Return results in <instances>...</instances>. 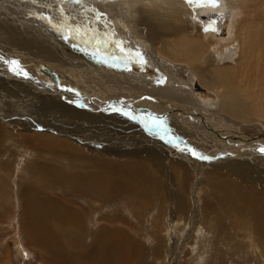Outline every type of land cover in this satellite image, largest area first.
Listing matches in <instances>:
<instances>
[{"label":"rangeland","instance_id":"obj_1","mask_svg":"<svg viewBox=\"0 0 264 264\" xmlns=\"http://www.w3.org/2000/svg\"><path fill=\"white\" fill-rule=\"evenodd\" d=\"M128 2L129 0H125L120 3L126 5ZM131 2L137 3L139 0H132ZM108 3L110 2L101 0H0V55L9 57L12 53L14 56L20 51L21 54L28 56L29 59L32 60L38 59L44 62L46 60L52 61L53 66L47 68L52 69L57 75V77L53 76L55 80L51 76L45 77L44 75L40 78L41 80L44 79L42 83L45 84V86L53 88L51 90L45 89V91L35 88L38 86L34 83L36 82L39 84L38 80L35 78L31 79L32 83L30 82L29 84L24 81H18V78L22 80L24 76H20L14 69H10L13 75L10 71L1 69L0 72L2 73H0V80L4 81L7 79L8 77H6V75L12 78H16L15 76H17V79L13 80L19 84H23L21 89H26L25 91L28 92V94L30 92L31 96L34 95V91H43L46 92V94H50L53 91V93L61 95L63 93L58 90L60 87L73 88L74 90H70L73 92L78 90L79 92H75L78 96L75 95V98L72 96L73 98L70 97V100H63V97L59 98L74 110L81 106L85 107L87 110L89 107H86V105L89 104L88 106H90V108L88 112H96L95 114L99 115L97 117H107V114H102V116L98 114L102 111H109V109H106L108 106L101 107L103 106L101 104L104 102H107V104L115 103L114 105H120L121 103L128 102L131 98L135 97L137 93V97H142L141 94L145 95V102L152 103V101H154L156 103L158 99H160L163 102L158 103H161L169 110L177 107L176 103L178 102H175L176 100L173 96L160 97L157 95V93H162L164 89L174 92L177 97H180V94L186 95L185 92L187 91L194 99L198 98V100L212 104L218 103L216 93L219 92V88L213 91L197 84L194 88H191L189 85L175 83L171 79L165 82L164 77H161L162 80L156 75L154 77L157 81H155V79L151 77L142 78L141 73H137V71L133 69L128 73V76L126 72L123 73L126 67L119 66L122 64V60H117L119 56L116 55V52L122 51L121 49L126 45H128L126 46L128 48L127 50L130 49L135 51L138 44L141 46L144 43L142 39H139V41L141 40L140 43L136 37L130 35V29L127 28V24L120 19L122 17L119 9L117 7H108L106 5ZM220 5L221 0H217L214 6L207 7L206 10L208 12L206 11L204 14H198L197 18V21L202 23L203 30L207 34L212 35L213 38L211 39L224 43L223 46L213 45L217 51L228 47L230 44L233 45L234 42L237 43L238 46V43L241 41L244 46V42L249 41L251 37H259L262 35V31L259 29V27L262 26L260 23H258L259 25L257 24L258 26H255L254 22L253 27L259 30L256 31L253 29L252 31V28H250L251 23L247 22L245 26L247 29L242 30L238 38L233 39V36L230 38L229 32L231 28L234 29V21L230 13L220 10ZM253 16L256 19L262 20L264 19V11L261 9L256 10ZM236 19L238 20V18ZM187 20L190 22L189 18H187ZM183 21L186 22L185 20ZM7 27L9 29H7ZM260 28L264 30V27ZM236 32L238 33V29ZM229 38L230 40H228ZM146 45L147 44H145V48L143 46H141L142 48L138 47L139 50L144 49V52L141 51L136 53L140 56L142 54L147 56L148 54V57L152 58L153 56L165 62L170 60L168 57L158 54L155 48L150 50ZM159 46L160 44H156V47ZM204 46L205 49L201 51V55L198 54L199 62L203 61L202 58L206 57V54H212L209 53L211 52L209 49L210 47H207L205 44ZM11 50L13 51L11 52ZM132 54H129V56L136 62H139L137 58L135 59V54ZM234 54L238 55L237 52ZM257 55L258 57L253 56L255 58V64L248 65L250 66L248 68L250 70L245 73H237L235 71L234 77L238 84L239 82H245V79L248 78L246 76L250 74L251 80L254 81L252 83H247L248 89L256 93L259 98H264V54L258 52ZM172 57L173 59L185 61L170 62H173L177 68L182 65L181 68H183V70H188L191 67V65L188 66L187 60L197 59V57L191 55V52L188 51H182V53L181 51H177L176 53L172 52ZM8 59L9 58L5 60L8 61ZM4 63L5 62L0 63V66H3ZM100 65L102 69L98 67ZM29 66L31 67L30 64ZM134 69L136 70L138 68L134 67ZM256 70H258V72ZM38 71H40V69H38ZM80 71L85 73H81ZM89 71H93L91 73L98 76V79H96L95 75H93L94 77L92 76L97 82L94 83L93 78H84L90 77L86 75ZM110 71L112 74L111 76H109ZM71 72H78L83 75V78H77V75H72ZM241 74L244 75L242 76ZM150 76H153L152 72ZM255 76L256 78H253ZM98 81H102L101 83L104 89L105 87L108 89L110 88L114 93L118 94L119 91H115L112 88L121 90L120 95L130 91L131 95L135 91V95L129 97L130 99L127 100L110 99L109 96H104L102 100H95L92 93H94L93 90L95 89L94 85L96 83L100 86ZM88 82L92 84L91 88L94 86L91 91H88L89 88L86 87L87 84L90 86ZM42 83L40 85H42ZM147 86L155 87V90H150ZM18 88V85L16 87H8L7 91H9V96L13 97L16 95L20 97L22 94H20V91L18 92ZM54 89H57V92ZM84 90L87 91L85 94L89 96L88 98L83 97L82 91ZM12 91L14 93H12ZM142 91L145 93H142ZM53 95L58 97L56 94ZM123 97L126 98L125 95ZM149 99L150 101H148ZM11 101L12 102L6 101L1 105L9 113L10 117L4 118V116H0V129L10 132L7 136H0V264H116L114 260L117 261V264H264V232H260L258 238L254 234L255 237L253 236L252 239L254 245L247 247L246 245L249 240L244 236L241 237L240 235L243 232L239 230L236 231V228L230 229V227L227 226V230L225 229L226 232H223L228 237L223 235L226 237L224 238L222 236V231L216 230L215 223L213 225L211 223L210 226H208L205 217L207 213L203 214L205 211L204 199L209 201L211 205H208L213 207L215 205L213 200L216 201L217 197H215V195L214 197L216 199L210 197V195H213L209 193L210 190L208 189L210 188L207 187V184L208 182L214 184L221 183L222 179L219 176H207V171L211 167L213 168L217 165L221 166L233 160V157L229 153L230 150L226 152L224 150L220 153L204 157L207 151L214 149V147L212 148L213 145H201L191 141L192 139L189 136L188 128L185 131L183 127L181 128L178 126L181 123L177 122V120L182 118V116H178V118L172 115L175 111L171 113V119L175 121L174 123L164 119L162 120V124L159 125L157 124L158 121L149 123L147 119L144 127L142 125L143 123L139 122V124H136H138V127L139 125L141 126L134 129H132V125L122 120L117 115L111 116L112 118L108 122L107 119H103V121L100 118H96L95 115L93 116V114L86 115L82 112L87 118L90 117V120H99V123L96 124L95 127H90V125H87L89 124L88 122L79 120L77 124L72 125L67 123V129L61 127L57 115H47L48 118L50 117L49 120L52 121L53 125L46 126L47 128L44 127L46 130H43L42 133L48 135L51 139L44 141L42 138L37 137L35 138L36 140H33L31 143L44 142L42 144H44L45 148L52 149V146H60L61 141H63L65 144L68 143L73 145L79 151L82 150L87 155L89 153V155L94 156L87 159L92 158L97 160L96 163L93 162L95 164H98L99 159L114 162L128 161L139 163L150 171V174H147L148 171H146L144 173L145 176L140 178L144 181H151L153 184V181L156 182V186L154 185L153 189L152 183L150 185L149 183H142V180L138 176H135L134 172L130 171L125 173V175H130L131 180H134L139 186L138 188L132 184L133 191H139V195H133L132 193L127 194L123 188L117 190L118 192L111 191V193L114 194H112L110 198H107V196L103 194H101L102 197L100 195L95 197L92 191L87 188L76 190L74 187V189H69L62 184L48 186L45 179H39L34 175V171L36 170L34 168L35 165H44L43 163H45L46 165L61 169L62 172L70 176H78L72 180L82 181L79 175L82 176V178H87L89 175H94L95 177L102 176L97 174V170L94 168L86 166L85 163L80 160L83 157L75 159L59 152L54 153L49 150L31 149L33 145L27 149L25 147L26 143L18 137L17 134L25 133L30 135L32 134L31 131H39L35 128V123H33L38 117L34 116L32 112L40 110L39 113H45L46 107H58V105L53 104L52 101L47 99L43 100L44 103H42L40 107L38 104H30L27 108L25 107L26 109H20L21 106H26L24 101L21 104L15 99ZM113 104L111 108H114ZM132 104L136 107L135 110H137L139 115H142L140 112L143 110L138 109L140 105ZM11 105H14V107ZM178 105L182 104L179 102ZM123 106L124 107L121 108H126L125 105ZM61 107L62 109L70 108L66 106ZM188 107L189 105L187 108ZM191 108L194 107L192 106ZM185 110L186 109L182 111ZM190 110L192 111V109ZM77 111L80 110L78 109ZM150 112L151 111L144 113L143 117H148ZM199 113L201 114V111H199ZM0 114H4V112L0 110ZM211 114H213V112H211ZM15 115L17 117L16 120L13 118ZM156 117L158 116H152V118ZM1 118H3V120ZM152 118L150 120H153ZM8 120L10 121L8 122ZM23 121L27 122L28 126L32 125V130L30 128L21 129L20 124ZM7 122L9 124H6ZM13 123L17 125H13ZM171 127L175 130H171ZM114 128L120 133L126 131V137H123L125 136L123 134L114 136L113 134L116 133L112 130ZM253 128L259 130L261 135L252 136L250 133H247L251 135V138H264V125L262 123L255 124ZM103 130H106L105 133ZM127 131H133V134H130L133 136L128 138ZM109 132L112 133L113 136ZM33 133L36 134V132ZM86 133L90 135L94 134V139L90 141L91 143H84L83 139L80 137L83 135L88 139ZM161 133L166 134L162 136L160 135ZM106 134L107 136H105ZM66 136H71L72 138ZM175 139H177V141ZM78 140L83 143H79ZM196 141H198L197 138ZM182 142L183 146L184 144L185 146H192L196 149V152L202 151V153H198L199 155L195 156V154H193L194 151H187L183 147L180 148ZM245 154L246 153H239L238 155L234 154V156L236 157L235 159H242L246 161L247 164L239 161L232 162L239 163L240 167L244 171H249V173L255 170L256 174H260V177L264 178V161L258 163L250 162L248 157L242 158V155ZM67 164L69 166H67ZM4 166L6 169L3 168ZM213 179H218L220 181H210ZM157 182L159 184L158 187ZM28 186L37 191L39 190V192L48 197L52 196L50 198L55 197L54 199L58 200L63 206L75 210L81 217L83 222L81 227L73 228L74 230H72V227L70 229L66 228L67 230H65V232H60L62 237L61 242H54L59 246L61 244L65 253L69 254V259L59 257L57 254L55 255L56 258L49 257V259H47L44 257V250L39 249L40 244H44L39 242L40 239L34 233L39 230V227L36 226L33 230L26 227L23 204L24 193H26ZM36 186H38V189H36ZM231 205H243V203L241 199H237L235 203ZM227 208L226 206H222L221 208L218 207V211L215 210L216 215L220 218L219 214L221 210L224 212V215L227 214L226 212L230 210V208ZM208 217L213 220L214 215L210 214L209 211ZM244 221L248 222L247 220ZM221 222L224 226V222ZM250 223L253 226V228L250 227L252 230L259 228L256 227L257 223L255 219ZM234 234L238 235L237 239L234 238ZM112 236H117L119 241H110ZM47 249L52 250L51 247H47Z\"/></svg>","mask_w":264,"mask_h":264},{"label":"bare ground","instance_id":"obj_2","mask_svg":"<svg viewBox=\"0 0 264 264\" xmlns=\"http://www.w3.org/2000/svg\"><path fill=\"white\" fill-rule=\"evenodd\" d=\"M101 1L110 2L106 4L108 7H117L119 9L121 17H122L120 19L127 24V28L130 29V35L136 37L138 39V42L140 43H141V40L139 41V39H142V42L144 44L141 46L145 48V44H147L146 46L150 50L155 48L158 54L162 56H166L170 59L165 62L164 60L153 57L152 54H151L152 58L148 57V54L147 56L144 54L140 56L138 53L141 51L143 52L145 51L144 49L142 50L138 49V47H141L140 44L137 45V48L135 49V51L130 50V49L127 50L128 48L126 46L128 45H126L123 49H121L122 51L116 52V55L119 56L117 60H120V61L122 60V64L119 66L126 67V70L124 69H123L124 71L122 70L123 73L126 72L128 76V73H130L131 69H133L134 71H137V73H141L142 78L151 77L155 79V81H157L156 78L154 77L156 75L160 79H162L161 77H164L165 82H167L168 79H171L175 83H178L180 85H189L191 88L192 87L194 88L196 84L203 86L205 88H208L210 90H213V91H216L219 88V92L218 93L215 92L216 96L218 97V103L212 104L209 102H203L201 100H198V98L194 99L191 95H189L187 91L185 92L186 95L180 94V97H177V95L174 92H171L168 89H164L162 93H157V95H159L160 97L173 96L174 99L176 100L175 102H178V103L180 102L182 104V105H178V103H176L177 107L169 110L167 107L163 106L161 103H158V102H163L162 100L158 98H157L158 101L156 103L154 101H152V103H148V102H145L144 94H141L142 97H137L138 96V93H137L136 96L133 97L135 95L134 94L135 91L133 92L132 95L130 94L131 92L130 91L128 93L120 95L121 90H117V88L116 89L112 88L115 91H119L118 94L114 93L110 90V88L108 89L105 87L104 89L101 83L102 81L101 82L98 81L100 83L99 84L100 86H98L96 83L94 85L95 86V89L93 90L94 93H92V96L95 98V100H102L104 96H109L110 99L127 100V99H130L129 97H133V98H131L128 102L124 101L125 103H121L120 105H117V104L114 105L115 103L114 104L112 103L114 106V108L112 107L113 109L111 108L112 104H107V102H104L103 104H101L103 105L101 107L108 106L106 109H109V111H102L101 113H98V114H100V116H102V114H107V117H97L99 115L95 114L96 112H93V113L88 112L89 111L88 109L90 108V106H88L89 104H87V102H86L87 104L86 107H89L87 108V110L83 106L75 108L76 110H74V109H71V106H68V104L66 105L64 101H62L59 98V97H63L64 98L63 100H66V99L70 100L69 98L72 96L75 98V95L78 96V94L77 93L75 94V92H77L78 90L73 92L72 90H70L73 88L69 89L66 87L59 86L60 88L58 90H60L63 93L61 95H58L57 93H53V91L50 94H46V92H43V91H41L42 93L34 91L35 92L33 93L34 95L31 96L30 92H29L30 94L29 95L28 92L25 91L26 89L25 90L21 89L23 87V84H19L14 81L17 79V76H15L16 78H12L6 75V77H8L7 79H5L4 81L0 80V110L4 112V114H0V116H4V118L10 117L9 113L1 105L5 103L6 101L12 102L11 101L12 99L17 100L20 104L24 101L26 106H21L20 109H26L27 106H29L30 104H34V105L38 104L40 107V105L44 103L43 100H47V99L52 101L53 104L58 105V107H53V106L46 107L45 113L44 112L39 113L40 110L37 112H32L34 116L38 117V119L33 123H35V128H37L39 131H31L32 134L30 135H27L25 133L17 134V136L20 137L26 143L25 147L28 149L33 145L31 149L49 150V151H53L54 153L59 152V153H63L69 156L70 158H75V159H77L78 157H83L80 160L83 163H85V165L88 166L89 168L91 167L97 170L96 173L102 176L95 177L94 175H89L87 176V178H82V176L79 175L82 181L72 180L78 176H72V175L70 176L62 172L61 169H57L53 166L46 165L45 163H43L44 165H40V164L35 165L34 168L36 170L34 171V175L39 179H45V181H47L48 183V186H51L53 184H58V185L62 184V185L67 186L69 189H74V187L76 190L87 188L92 191L95 197L99 195L101 196V194H103L104 196H107V198H110L112 194H114V193H111V191L118 192L117 190L123 189V188L127 194L132 193L133 195H139V191L137 192L133 191L132 184H134L138 188L139 186L136 184L134 180L133 181L131 180L130 175H125V173L132 171L135 173L133 174L135 176H138L139 178L142 176H145L144 173L146 171H148L147 174H150V171L142 164L128 162V161H123V162L122 161L120 162L105 161L101 159L98 160V164H95L97 160H94L92 158H91L92 160L87 159V158L94 157V156L89 155V153L87 155L81 149H80L81 151H79L73 145H70L68 143L65 144L63 141H61L60 146L58 145L52 146V149L45 148L44 144H42L44 142H40V143L39 142L31 143V142L33 140H36L35 138L37 137L42 138L44 141L47 139H51V137L42 133L43 130H46L44 127L53 125L52 121L49 120L50 117L48 118L47 115H57L59 117L58 119L59 123L61 127L64 129H67L66 127L67 123L73 125V124L79 123L78 122L79 120L88 122L89 124L87 125H90V127H93V126L95 127V125L99 123L98 122L99 120H90L91 118L89 117L90 118L89 119L86 116L88 114H93V116L95 115L96 118H100L102 120L107 119L108 122L112 118L111 116L117 115L119 116V118H121L122 120L132 125L133 126V127L131 126L132 129H134L138 127L139 122H142L143 123L142 125L144 127V125L147 122V119L149 120L148 121L149 123L158 121L157 124L159 125L162 124V120L164 119L174 123L175 121L171 119V113L175 111L173 112L172 115H174L175 117L182 116V118L177 120V122L181 124L183 123L184 126L183 124L182 125L180 124L178 126L181 128L183 127L185 131L188 128L189 130L188 133L190 134L189 136L192 139V140L190 139L191 141L196 142L197 144H201V145L202 144L213 145L212 148L214 147V149L207 151L204 157H207V155L211 156V155H214L215 153H220L224 150L225 152L227 150H230L229 153L232 155L233 160L227 163H224L221 166L217 165V166H214L213 168L211 167L207 171L208 173L207 176L209 177L219 176L222 179V182L217 183V184L208 182L207 187L210 188L208 189L210 190L209 193L213 195V196L210 195V197L212 198L215 195V197H217V200L216 201L213 200L215 207L214 206L211 207L210 206L211 204L209 203V201L204 199V210L205 211L203 212V214L207 213L205 217H206L208 226H210L211 223L212 225L215 223L216 230L222 231V236L225 235L223 231L226 232L227 226L230 227V229L236 228V231L239 230L243 232L240 236L241 237L244 236L245 238H247L249 240L248 241L249 245L247 244L246 246L251 247L252 245H254L253 243L254 241L252 240L254 234L258 238V236H260V232H264V178L260 177V174H256L255 170L250 173L247 170L244 171L240 167L239 163H235L232 161H239V162H243L247 164V162L243 161L242 159L240 160L235 159L236 157L234 156V154L238 155L239 153H246L245 155H242L243 156L242 158L248 157L250 162L252 161L254 163L255 162L258 163V162L264 161L262 160L264 159V153L260 151V149H264V138H258V139L251 138V135L252 136L261 135L260 131L257 129H254L253 127L257 123H262L264 125V98H259V96L256 93H253L251 89H248L247 83L248 82L252 83L254 81V80H251L250 74L246 76L248 78L245 79L246 80L245 82L238 81L239 82L238 84L234 77V74H235V71L237 73H245L246 71L250 70L248 69L250 67L248 65L255 64V58L253 56L258 57L257 55L258 52H260V54H264V32H263L264 30L260 28V27H264V19L262 20L256 19L253 16L256 13V10L261 9L264 11L263 9L264 0H221V5L219 6L220 10L230 13L234 21V29L231 28V31L229 32L230 38L232 36H233V39L238 38L239 33L242 30L247 29V27H245L247 22L251 23L250 28H252L251 29L252 31L253 29H255L256 31L261 29L262 37L253 36L249 39V41L244 42V46L241 41L240 43H238V46H237V43L234 42L233 45L230 44L228 47L223 48L220 51H217L216 48L213 47V45L216 44L219 46H223L224 43L222 41L211 39L213 38L212 35L207 34L203 30L202 23L197 21L198 14L206 13L207 11L206 9L208 6L197 7L194 4H189L187 0H141V1L139 0V2L137 3L131 2L132 0L131 1L129 0V2L126 5H124L123 3H120L121 1H125V0H101ZM186 17L190 19V22L187 20ZM236 18H238V20ZM183 20L185 21L187 20V21L184 22ZM254 22H255V26L258 23H260L262 26H260L259 29H257L256 27H253ZM7 29L9 28L7 27ZM237 29H238V33L236 32ZM230 38L228 40H230ZM156 44H160V46L156 47ZM204 44L207 47H210L209 49L211 52L209 51L208 52L212 54L211 55L206 54V57L202 58L203 61L199 62L198 54L201 55V51L205 49ZM12 51L13 50H11V52ZM177 51H181V53L182 51H186V52L188 51V52H191V55H194L195 57H197V59H191L190 61L188 60L186 61L187 64H189L188 66L191 65L189 69L187 68L188 70H183V68H181L182 65L181 67L177 68L173 62L170 63L171 61L185 62L184 60L173 59L172 52L176 53ZM235 52H237L238 55H235L234 54ZM132 53H134L135 55ZM129 54L134 55L135 59L137 58L139 62H136L135 60H133V58L130 57ZM166 54H169V55H166ZM176 56H179V55H176ZM7 58H9L8 61L5 60ZM0 61L5 62L3 66H0V70L5 69L4 71H10V69H14L16 72L19 73L20 76H24L22 80L21 78L20 79L18 78V81L20 82L24 81L29 84L31 82V79L35 78L36 80H38L39 84L35 82L34 84L37 85L38 87H35V86L33 87L39 90H44V91L45 89H49V90L53 89L51 87L45 86V84L42 83L44 79L43 80L40 79L42 78L43 75L45 77H48V76H51L52 78L53 76L57 77V75L52 71V69L47 68V67L51 68L53 66L52 61L46 60L44 62L38 59L32 60V59H29L28 56L21 54L20 51L14 56H13V53L9 57H3L0 55ZM29 64L31 65L32 68L29 66ZM98 67L102 69L101 65ZM134 67H137L138 69L135 70ZM25 69H29V70H25ZM38 69H40V71H38ZM256 71L258 72V70ZM10 72L12 74V71ZM80 72L85 73L82 71ZM91 72L89 71V73H86V75L90 77H84V78L92 79L94 77L93 75L95 74ZM151 72L153 73V76H150ZM71 74L72 75L76 74L77 78L78 77H80L81 79L83 78L82 77L83 75L79 74L78 72H73V73L71 72ZM111 75L112 74L110 71L109 76ZM95 77L96 79H98V76L95 75ZM253 78H256V76ZM93 79H94V83L97 82L95 78ZM41 83L42 85H40ZM17 85L19 86L18 92L20 91L21 92L20 94L22 95L20 97H17L16 95L13 97H10L9 91H7V88L16 87ZM89 85L90 86H88L87 84L86 87L89 88L88 91H91L94 86H92L91 88L92 84L89 83ZM148 88L150 90H155V87H148ZM54 90L56 91L57 89H54ZM82 92H83L84 98L89 97L87 94H85L87 93L86 90ZM12 93L14 92L12 91ZM142 93H145V92L142 91ZM53 94H56L58 97L54 96ZM122 95L123 96L125 95L126 98L123 97ZM148 101H150V99ZM132 103L136 105H140L139 107L138 106L137 107L138 109L143 110L140 112L142 115H139L137 110H135L136 107L133 106ZM198 103H201V104H198ZM123 105H125L126 108H121V107H124ZM188 105L189 107L187 108ZM11 106L14 107V105H11ZM61 106H66L70 108L62 109ZM192 106L194 108H191ZM78 109L81 112L77 111ZM184 109L186 110L182 111ZM190 109H192V111ZM149 111H151L149 116L144 118L143 117L144 113H147ZM199 111H201V114L199 113ZM82 112H84L86 115H84ZM211 112H213V114H211ZM152 116H158V117L152 118ZM13 118L14 120H16L17 119L16 115ZM42 118H46V119H42ZM151 118L153 120H150ZM1 119L3 120V118ZM9 121L10 120H8V122ZM8 122L6 124H9ZM13 125H17V124L13 123ZM20 125H21V129L30 128L32 130V127H33L32 125L28 126L27 122L25 121H23ZM38 125L42 128H40ZM140 126L141 125H139V127ZM170 129L175 130L172 127ZM112 130L116 132L115 134H113L114 136H118L120 134L125 135L126 133V131L125 132L123 131L121 133L117 132L115 128ZM33 132H36V134ZM85 132H88V131H85ZM127 132H128L127 134L128 138L133 136V135H130L133 131L131 132L127 131ZM9 133L10 132L0 129V136L3 135L4 137V136H7ZM247 133H250L251 135ZM110 134L112 135V133ZM165 134L166 133H161L160 135L163 136ZM86 135L88 136V139H86V137H84L83 135L80 136L83 139L84 143L90 142L92 139H94L93 138L94 134L90 135L89 133H86ZM57 136H61V135H57ZM105 136H107V134ZM66 137L72 138L71 136H66ZM123 137H126V135ZM196 138L198 141H196ZM175 140L177 141V139ZM78 141L79 143H83L80 140ZM181 147L185 148L187 151L189 150L194 151L193 154H195V156H198L199 155L198 153H202V151L196 152V149L193 148L192 146H189V145L185 146V144L183 146V142L180 148ZM232 147H235V148H232ZM67 166L69 165L67 164ZM3 168L6 169L5 166ZM203 171H204V167H203ZM210 181L219 182L220 180L213 179ZM153 182L154 184L151 181L142 180V183L144 184L149 183L150 185L152 183L153 184L152 187L154 189V185L156 186V182L155 181ZM158 186L159 184L157 182V187ZM36 189H38V186H36ZM50 197L39 192V190L37 191L28 186V188L26 189V193H24V204H23L25 218H26L25 225L28 229H31V230H33L34 227L36 226L39 227V230L34 233L40 239L39 242L44 244L42 245L39 243L40 244L39 249L44 250L43 252L44 257H46L47 259H49V257L56 258L55 255L57 254L59 257H64L65 259H69V254L65 253L64 249L61 247V244L59 246V245H56L55 243H58L59 241L61 242L62 240L60 232L62 231L65 232V230L70 229L71 227H72V230H74L73 228H79L82 226L83 222H82L81 217L78 215V213L75 210H72V209L67 208L66 206H63L58 200L54 199L55 197L54 198H50ZM237 199H241L243 205H231V204H234ZM222 206H226V208L228 207L227 209L230 208V210L228 211L226 209L228 212H226L227 214L225 215H224V212L221 210V213L220 214L218 213L220 215V218H219L216 215L215 210L218 211V207L221 208ZM209 211H210V214L214 215L213 220L210 219L211 216L208 217ZM230 215H231V218H230ZM254 219L257 223L256 227H259V228L252 230L253 226L250 222ZM244 220H247L248 222H245ZM221 221L224 222V226ZM234 235H235L234 238L237 239L238 235L236 234ZM225 236L228 237L227 235ZM225 236L223 237L226 238ZM112 240L119 241V238L117 236H112L110 241ZM47 247H51L52 250H48ZM114 262L117 264L116 260H114Z\"/></svg>","mask_w":264,"mask_h":264},{"label":"snow or ice","instance_id":"obj_3","mask_svg":"<svg viewBox=\"0 0 264 264\" xmlns=\"http://www.w3.org/2000/svg\"><path fill=\"white\" fill-rule=\"evenodd\" d=\"M189 4H194L195 6H214L217 3V0H187ZM15 63V62H13ZM264 153V149H260Z\"/></svg>","mask_w":264,"mask_h":264}]
</instances>
